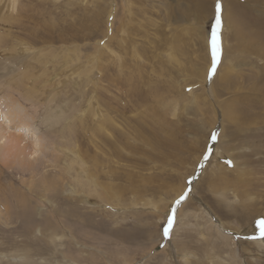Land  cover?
<instances>
[{
    "label": "rangeland",
    "instance_id": "374dc122",
    "mask_svg": "<svg viewBox=\"0 0 264 264\" xmlns=\"http://www.w3.org/2000/svg\"><path fill=\"white\" fill-rule=\"evenodd\" d=\"M216 3L0 0V264H264V0L209 78Z\"/></svg>",
    "mask_w": 264,
    "mask_h": 264
},
{
    "label": "snow or ice",
    "instance_id": "6c2138e0",
    "mask_svg": "<svg viewBox=\"0 0 264 264\" xmlns=\"http://www.w3.org/2000/svg\"><path fill=\"white\" fill-rule=\"evenodd\" d=\"M221 4L219 3V0H217V3L215 5V26L213 30V41H212V66L209 72V78L215 75L216 72V66L219 62L220 57V41H219V32L222 27V21H221ZM217 133H213L211 136V139L213 142L217 140ZM204 159L207 160L208 156L205 155ZM231 164V162H228ZM203 166V165H202ZM188 195V192L183 193L179 196V198L175 201V205L179 206L181 202L186 200ZM171 214L167 218V226L164 228L163 235L164 237H168L170 234L171 229L173 228L174 220H175V213H176V207H172L170 210ZM260 225L262 228H264V219L260 221ZM262 236H264V231H262Z\"/></svg>",
    "mask_w": 264,
    "mask_h": 264
},
{
    "label": "bare ground",
    "instance_id": "6f19581e",
    "mask_svg": "<svg viewBox=\"0 0 264 264\" xmlns=\"http://www.w3.org/2000/svg\"><path fill=\"white\" fill-rule=\"evenodd\" d=\"M9 5V4H8ZM224 8V7H223ZM224 10H226V9H224ZM226 17V13L224 12V18ZM226 41V44H227V40H225ZM220 69V68H219ZM224 69H225V67H223L222 69H221V71L223 72L224 71ZM221 72V73H222ZM218 74V73H217ZM206 75V74H205ZM219 75V74H218ZM217 75V76H218ZM217 78V77H216ZM205 79H206V77H205ZM229 109V108H228ZM97 113V112H96ZM98 114V113H97ZM230 115H232L233 116V114H232V112L230 111V113H229ZM22 121H21V119L19 120V123H21ZM2 132L4 133V135H3V138H2V140H3V144H1V145H4L3 146V148L1 147V145H0V157H3V156H5L6 154H8V155H10L9 157H11V155H13V156H15V154L18 156L19 154H21L22 153V155H23V151H24V147H22L21 146V141L23 140V139H21L22 137H20V136H16V135H10L9 134V132L7 131V130H3L2 129ZM27 146H25V148H26ZM27 149V148H26ZM34 154H35V152H33ZM32 153V154H33ZM28 156H29V154H27ZM12 156V158H15V157H13ZM34 156V155H33ZM32 156V157H33ZM36 156V155H35ZM31 157V156H30ZM29 157V158H30ZM28 159V158H27ZM0 163H1V161H0ZM2 163H3V161H2ZM27 163H28V161H27ZM3 168V167H2ZM58 174H59V172H58ZM219 178H218V176L215 178V179H213L214 180V182L216 181L217 182V180H218ZM219 181L220 182H218V185H221V182H222V180H220L219 179ZM12 183V182H11ZM223 184V183H222ZM11 185H14L13 183L11 184ZM218 185H216V187L218 186ZM13 187V186H12ZM7 188V187H6ZM9 188H10V186H9ZM11 189V188H10ZM8 200V199H7ZM79 200V199H78ZM188 203V202H187ZM260 209V208H259ZM262 211V210H261ZM260 211V212H261ZM72 217V216H71ZM264 243V242H263ZM242 245H244L243 246V248H242V250H243V252H244V254L247 256V257H250V258H252V256L254 257V258H256V259H258V260H262V259H260L259 257H261V254L260 253H254V252H252V250H251V247L248 249L247 247H249V246H251V245H259V247H260V243L259 242H245V243H243ZM257 247V246H256ZM254 249H255V247H254ZM250 260V259H249Z\"/></svg>",
    "mask_w": 264,
    "mask_h": 264
},
{
    "label": "crops",
    "instance_id": "0c3cea01",
    "mask_svg": "<svg viewBox=\"0 0 264 264\" xmlns=\"http://www.w3.org/2000/svg\"><path fill=\"white\" fill-rule=\"evenodd\" d=\"M237 45L242 46V45H240V44H237Z\"/></svg>",
    "mask_w": 264,
    "mask_h": 264
}]
</instances>
